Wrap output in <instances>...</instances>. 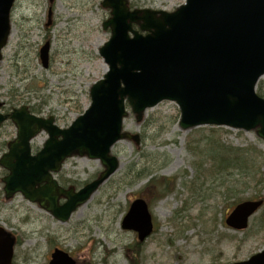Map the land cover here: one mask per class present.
Instances as JSON below:
<instances>
[{
	"label": "rangeland",
	"instance_id": "374dc122",
	"mask_svg": "<svg viewBox=\"0 0 264 264\" xmlns=\"http://www.w3.org/2000/svg\"><path fill=\"white\" fill-rule=\"evenodd\" d=\"M101 1L16 0L0 61V101L9 108L27 105L40 117L51 115L60 128L81 114L89 105L91 84L107 69L98 53L110 36L109 29L102 28L109 8ZM183 2L129 0V5L172 11ZM48 14L51 23L46 26ZM46 41L49 63L43 67L39 48ZM127 109L123 130L138 134L139 142L123 139L113 144L111 153L119 167L65 222L19 192L5 198L1 178L7 170L0 166V225L16 237L10 264H46L55 247L76 264H129L132 258L138 264H229L264 249V226L257 220L264 204L246 229L224 224L237 202L264 198V140L253 130L212 126L224 145L248 148L252 155L246 169L216 171L202 142L211 126L180 129L179 110L172 101L147 108L139 122ZM15 133L10 121L0 125V155ZM46 137L45 132L34 137L32 150ZM101 170L98 159L74 156L54 178L76 190ZM151 176L169 182L157 200L158 187L148 186ZM139 197L148 202L153 222L152 233L141 243L134 231L121 227L129 204Z\"/></svg>",
	"mask_w": 264,
	"mask_h": 264
},
{
	"label": "water",
	"instance_id": "95a60500",
	"mask_svg": "<svg viewBox=\"0 0 264 264\" xmlns=\"http://www.w3.org/2000/svg\"><path fill=\"white\" fill-rule=\"evenodd\" d=\"M13 2L0 0V60L10 33ZM101 5L110 8V17L102 23L103 29L109 27L110 37L99 48L108 68L90 86V103L84 112L67 128L57 127L51 116L29 113L26 106L0 114V124L9 117L16 127L15 138L0 157V166L8 171L1 179L5 198L20 192L61 222L118 168L112 145L121 139L139 142L138 134L122 129L128 116L126 105L139 122L146 108L173 101L182 130L226 126L254 130L264 140V97L255 92L264 74V0H184L172 11L130 9L128 0H102ZM39 56L46 66L47 43ZM42 130L47 138L31 154L29 142ZM74 155L97 158L104 168L76 192L60 187L52 178L62 161ZM60 197L66 201L58 205ZM262 203V199L239 202L225 224L244 229ZM121 226L136 231L140 242L151 233L144 198L130 203ZM14 243V235L0 226V264L11 262ZM47 264L76 262L54 248ZM229 264H264V249Z\"/></svg>",
	"mask_w": 264,
	"mask_h": 264
},
{
	"label": "trees",
	"instance_id": "16d2710c",
	"mask_svg": "<svg viewBox=\"0 0 264 264\" xmlns=\"http://www.w3.org/2000/svg\"><path fill=\"white\" fill-rule=\"evenodd\" d=\"M256 92L260 96H264V83L258 81L256 85ZM217 129L210 127L209 128V134L206 135L202 142L204 143L206 149L208 150V156L211 159V164L214 165L213 167H216V171H223L227 170L230 167H239L246 169L248 168L249 162H252V159H249L248 157H251V151L250 149H239L235 147H229L224 145L221 138L216 136L218 135ZM151 175V174H150ZM157 180V182H156ZM162 179L155 178L154 176H151L148 182H151L148 186H156L158 187V191L155 195V199H160L163 197L164 192L167 191L169 182L160 181ZM153 184V185H152ZM160 188V189H159ZM259 219L258 223L263 227L264 226V210L261 213V216L257 218ZM137 243V242H136ZM137 246H140L137 243ZM139 254V253H136ZM129 264H138V261L136 258H132Z\"/></svg>",
	"mask_w": 264,
	"mask_h": 264
},
{
	"label": "flooded vegetation",
	"instance_id": "af4514ba",
	"mask_svg": "<svg viewBox=\"0 0 264 264\" xmlns=\"http://www.w3.org/2000/svg\"><path fill=\"white\" fill-rule=\"evenodd\" d=\"M1 106H0V112L1 113H9L14 107H11V108H9L8 107V103L7 102H3V101H1Z\"/></svg>",
	"mask_w": 264,
	"mask_h": 264
},
{
	"label": "bare ground",
	"instance_id": "6f19581e",
	"mask_svg": "<svg viewBox=\"0 0 264 264\" xmlns=\"http://www.w3.org/2000/svg\"><path fill=\"white\" fill-rule=\"evenodd\" d=\"M63 20H66V18H64Z\"/></svg>",
	"mask_w": 264,
	"mask_h": 264
}]
</instances>
